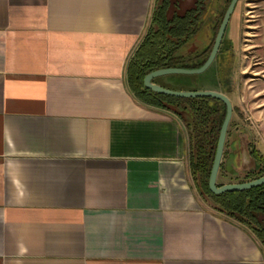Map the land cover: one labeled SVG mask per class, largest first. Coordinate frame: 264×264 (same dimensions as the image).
<instances>
[{"label":"crops","instance_id":"obj_1","mask_svg":"<svg viewBox=\"0 0 264 264\" xmlns=\"http://www.w3.org/2000/svg\"><path fill=\"white\" fill-rule=\"evenodd\" d=\"M157 4L0 0V264H264L255 234L194 181L190 117L129 88ZM237 7L223 40L233 49ZM218 72L200 75L202 90L235 104ZM226 147L218 181L234 182L253 157Z\"/></svg>","mask_w":264,"mask_h":264},{"label":"trees","instance_id":"obj_2","mask_svg":"<svg viewBox=\"0 0 264 264\" xmlns=\"http://www.w3.org/2000/svg\"><path fill=\"white\" fill-rule=\"evenodd\" d=\"M171 1L158 0L152 25L127 67L129 88L138 100L148 106L172 109L180 115L187 114L190 117L188 126L191 131V171L201 194L213 202L217 211L248 227L264 247V185L248 191L222 195H214L209 189L218 139L226 117V106L211 98L180 99L160 95L146 89L144 85L145 77L157 70L199 69L210 54H207L208 47L196 46L195 50L188 51L187 45H191L200 34L205 36V40H213V23H216L218 17L216 11L210 12V2L212 5L214 0H196L193 9L184 14L174 12L172 18H169ZM223 44L215 62L218 64L221 82L224 81V70L227 68L223 58ZM199 77L200 75L165 76L155 79L153 83L172 91L197 92L203 91V88L198 87ZM250 151L255 165L246 173L245 182L264 177V156L256 149Z\"/></svg>","mask_w":264,"mask_h":264},{"label":"rangeland","instance_id":"obj_3","mask_svg":"<svg viewBox=\"0 0 264 264\" xmlns=\"http://www.w3.org/2000/svg\"><path fill=\"white\" fill-rule=\"evenodd\" d=\"M264 0H240L237 7V13L241 17V37L238 46L233 49L228 44H223V58L226 61L224 81L220 83L222 89L227 91L235 104L233 108L236 115L232 118L227 137L226 151L229 153L233 143L244 144L250 151L256 149L264 156V114L260 113L264 107V66L262 59V43L260 33L261 3ZM177 5H175V3ZM230 0H214L210 2V12L216 11L217 18L214 22L215 36L213 40H205L202 34L196 37L191 45H187L188 51L195 50L196 46L202 48L208 47V53L211 52L219 27L230 4ZM196 0H172L168 10V17L172 18L174 12L184 14L186 11L195 7ZM235 16V15H234ZM214 18V16H213ZM200 38V39H199ZM227 38V37H226ZM200 40V41H198ZM225 41V40H224ZM216 62V61H215ZM218 64L215 63V66ZM219 77V76H218ZM200 83V82H199ZM240 84L239 94L233 93ZM207 82L198 84L199 88L209 87ZM253 164L255 161L253 159ZM237 174L233 176L234 182L221 177L218 185L224 186L231 184H241L245 182L246 172L243 169H237ZM231 180V181H232ZM246 183V182H245ZM207 203L214 207L213 202L207 198Z\"/></svg>","mask_w":264,"mask_h":264},{"label":"water","instance_id":"obj_4","mask_svg":"<svg viewBox=\"0 0 264 264\" xmlns=\"http://www.w3.org/2000/svg\"><path fill=\"white\" fill-rule=\"evenodd\" d=\"M239 1L240 0H231L223 17V20L221 22V25L219 27L211 52L206 62L201 68L195 70L178 69V68L162 69L148 74L144 79V85L146 89L151 90L152 92L160 95H165L180 99L211 98L222 102L226 106V117L220 131L216 154L209 179V189L214 195L248 191L250 189L264 185V177H262L257 180L246 183L218 186L217 181H218L219 171L222 165L225 147H226V140L228 136V130L234 112V108L231 100L225 94L216 91H197V92L172 91L153 83V81L157 78L165 77V76H174V75L199 76L206 73L217 59V56L219 54L220 48L222 46L227 31V27L230 23L231 17L234 14Z\"/></svg>","mask_w":264,"mask_h":264}]
</instances>
